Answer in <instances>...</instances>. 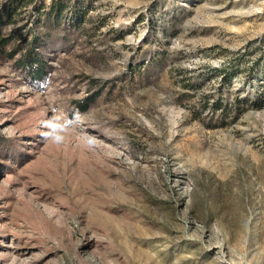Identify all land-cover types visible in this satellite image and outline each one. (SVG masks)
<instances>
[{"label":"rangeland","instance_id":"1","mask_svg":"<svg viewBox=\"0 0 264 264\" xmlns=\"http://www.w3.org/2000/svg\"><path fill=\"white\" fill-rule=\"evenodd\" d=\"M90 1L43 82L0 57V264H264V0Z\"/></svg>","mask_w":264,"mask_h":264},{"label":"trees","instance_id":"2","mask_svg":"<svg viewBox=\"0 0 264 264\" xmlns=\"http://www.w3.org/2000/svg\"><path fill=\"white\" fill-rule=\"evenodd\" d=\"M92 10L90 0H0V57L14 60L24 77L43 82L49 78L52 54L68 52L73 42L88 34L86 25L91 24ZM223 80L229 81L231 76H224ZM101 95L97 92L75 100L74 112L87 113ZM256 105L257 98L251 95L236 97L227 104L217 100L209 105L208 100H203L200 108L196 107V118L211 128L225 126L228 120L236 122ZM207 111L209 122L199 116Z\"/></svg>","mask_w":264,"mask_h":264}]
</instances>
